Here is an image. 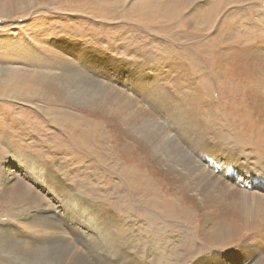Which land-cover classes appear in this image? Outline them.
<instances>
[{
    "label": "bare ground",
    "instance_id": "bare-ground-1",
    "mask_svg": "<svg viewBox=\"0 0 264 264\" xmlns=\"http://www.w3.org/2000/svg\"><path fill=\"white\" fill-rule=\"evenodd\" d=\"M18 8L16 0H0L1 22ZM17 27L15 35L0 25V264H168L166 227L204 224L207 204L219 202L227 180L246 203L255 186L248 170L228 167L219 175L215 166L224 161L191 165L176 152L203 143L215 156L264 158V53L249 55L225 30L222 39L189 48L185 70L169 80L145 60L152 75L133 72L118 87L110 82L114 67L96 69L106 81L78 76L80 68L97 72L108 56L94 57L93 48L75 41L54 46L48 25ZM134 75L139 82L129 87ZM151 114L156 127L146 125ZM102 187L110 190L106 200L124 199L114 207L100 201L95 210L89 199ZM46 188L55 203L45 200ZM257 203L255 214L263 211ZM239 209L251 214L248 204ZM225 225H212L213 237L201 228L197 234L214 247L224 242L219 230ZM52 250L61 253L55 258ZM215 256L193 264L219 260L221 251ZM252 259L226 264H264V256Z\"/></svg>",
    "mask_w": 264,
    "mask_h": 264
},
{
    "label": "rangeland",
    "instance_id": "rangeland-1",
    "mask_svg": "<svg viewBox=\"0 0 264 264\" xmlns=\"http://www.w3.org/2000/svg\"><path fill=\"white\" fill-rule=\"evenodd\" d=\"M16 1L18 10L12 13L14 15L9 14L10 17L5 18V21L0 20V25L11 26L10 31L16 35L19 32L17 27L19 25L40 23L48 25L52 32L55 31L54 36L46 33V36H51L50 42H53L54 46L56 43L69 41H75L82 47L88 45L94 49V57L102 58L106 55L110 58L107 63L110 64L109 67L106 66L107 64L104 66L105 63L101 60L100 65L95 66V70L100 69V72H105L107 68L111 71L110 67H114L118 72L111 74L110 82L118 87L122 85L121 79L133 72L144 70L148 75H152L153 72L148 71V66L144 64L145 60L153 64L155 67L153 70L158 76H168L163 81L169 80L174 74L185 70L189 48L210 37L222 39L228 35L225 30L232 32V36L235 34L239 37L238 45L248 49L249 55L259 51L264 53V0H221L222 4L219 0H194V2L191 0ZM226 25H231L232 28H227ZM59 33L62 34L59 35ZM257 33L263 34L256 38ZM258 39H261L259 43H257ZM144 48L146 50H143ZM205 58L209 60V57ZM96 71L94 74L80 68L78 76H87L94 80L100 78L101 81H106V75L99 77L100 72ZM132 79L128 81L129 87H132L134 81L138 83L137 80L140 78L134 75ZM153 79L159 80L156 76H153ZM195 79L199 80V78ZM78 83L83 85L84 82L80 80ZM128 91L133 97L136 95L132 90ZM146 110L152 112V109L149 110L148 107ZM157 119L152 114L149 115L145 118L146 125L156 127ZM43 123L46 128L55 132V128H49L45 115ZM208 143L213 144L212 141ZM172 144L176 146L173 141ZM179 148L181 152L177 151L176 153H179L177 156L182 155L192 160L191 165L208 160L212 164L217 163V160L224 161L223 165L215 166L219 175L228 170V167L241 168L242 172L248 170L254 175L255 186L251 190L257 198L252 199V193H250V197L245 200L246 203L240 204L241 196L233 192L236 185L227 180V187L220 191L219 202L207 204L204 224L198 225L197 228L191 227V229L179 231L182 224L178 223L177 226L172 225L164 229L172 241L168 264H193L204 254L212 253V256H215L217 250L221 251L222 257L219 260H211L208 264H226L235 259L243 261L249 256L253 258V262L262 259L264 256V158L215 156L212 154L214 148H209L203 143L195 149L185 146ZM86 164L90 163L86 162ZM94 169L96 168L90 164L89 170ZM113 181L117 179L113 178ZM46 190L50 191L48 188ZM50 193L51 196L44 194V198L47 203L53 204L56 200L52 197L51 191ZM109 193L110 190L105 187L97 189L93 199H89L90 205L94 206L95 210H99L102 203L100 201L114 207L117 199H124V194L112 195L107 200V197L103 198ZM256 202L263 207V211L255 214ZM245 204L249 206L251 212L249 216L242 215L239 209V206H245ZM242 211H245V207ZM155 214L162 216L156 210ZM3 217L1 216V219ZM140 220L145 221V216ZM220 221L228 225L220 227L219 230L223 234L224 242L213 243L217 245L214 247L205 246L201 242H205L204 239L197 234L199 229H203V233H209L213 237L216 227L212 225ZM159 224L160 221H157L155 226ZM60 253L59 250H52L51 256L56 258ZM45 261L46 259H43L41 263Z\"/></svg>",
    "mask_w": 264,
    "mask_h": 264
}]
</instances>
